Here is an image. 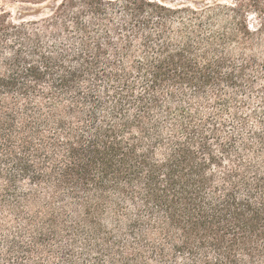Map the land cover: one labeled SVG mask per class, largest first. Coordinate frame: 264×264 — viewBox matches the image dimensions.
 Segmentation results:
<instances>
[{
  "label": "trees",
  "instance_id": "trees-1",
  "mask_svg": "<svg viewBox=\"0 0 264 264\" xmlns=\"http://www.w3.org/2000/svg\"><path fill=\"white\" fill-rule=\"evenodd\" d=\"M6 1L0 264H264V0Z\"/></svg>",
  "mask_w": 264,
  "mask_h": 264
},
{
  "label": "rangeland",
  "instance_id": "rangeland-1",
  "mask_svg": "<svg viewBox=\"0 0 264 264\" xmlns=\"http://www.w3.org/2000/svg\"><path fill=\"white\" fill-rule=\"evenodd\" d=\"M56 1L59 0H48L43 5L39 6L40 9L47 12L49 10V6H52ZM169 4L172 5H193V6H203L206 2H213V1H220V2H227L230 0H163ZM0 7L7 8L13 12L14 15H19L22 12H27L29 10V5H23L18 2H12V1H6V0H0ZM38 7V8H39ZM207 18V17H206ZM256 19L259 18H251V22H255Z\"/></svg>",
  "mask_w": 264,
  "mask_h": 264
}]
</instances>
